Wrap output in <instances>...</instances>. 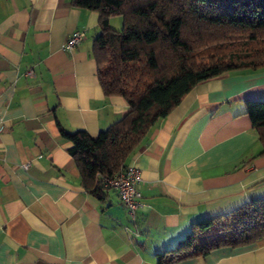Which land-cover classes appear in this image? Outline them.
I'll return each instance as SVG.
<instances>
[{"label": "crops", "instance_id": "obj_1", "mask_svg": "<svg viewBox=\"0 0 264 264\" xmlns=\"http://www.w3.org/2000/svg\"><path fill=\"white\" fill-rule=\"evenodd\" d=\"M78 30L88 38L66 50ZM99 33V13L71 0H0V264H157L194 222L264 198L245 113L264 100V68L200 82L152 128L127 160L142 178L134 215L113 189L86 192L58 124L97 136L129 111L100 85ZM176 264H264V238Z\"/></svg>", "mask_w": 264, "mask_h": 264}, {"label": "trees", "instance_id": "obj_2", "mask_svg": "<svg viewBox=\"0 0 264 264\" xmlns=\"http://www.w3.org/2000/svg\"><path fill=\"white\" fill-rule=\"evenodd\" d=\"M99 13L92 56L106 96L129 106L120 120L91 136L65 130L85 191L104 199V180L128 158L200 82L244 69L264 68V0H71ZM123 18L121 30L113 17ZM264 155V100L245 101ZM264 238V198L196 221L184 238L157 253V264L206 256L220 247H243Z\"/></svg>", "mask_w": 264, "mask_h": 264}, {"label": "built area", "instance_id": "obj_3", "mask_svg": "<svg viewBox=\"0 0 264 264\" xmlns=\"http://www.w3.org/2000/svg\"><path fill=\"white\" fill-rule=\"evenodd\" d=\"M87 38L86 31L78 30L69 37L65 44V49L73 51ZM31 73L33 72L30 71ZM141 181L139 170L135 167L127 166L121 169L116 176L106 178L104 185L115 190L125 208L130 214L134 215L144 207L143 195L139 189Z\"/></svg>", "mask_w": 264, "mask_h": 264}, {"label": "rangeland", "instance_id": "obj_4", "mask_svg": "<svg viewBox=\"0 0 264 264\" xmlns=\"http://www.w3.org/2000/svg\"><path fill=\"white\" fill-rule=\"evenodd\" d=\"M116 18H117V20H119L121 22V26H120V29H119V30H121L122 27H123V18L121 16H118ZM112 26L115 27V24L113 23Z\"/></svg>", "mask_w": 264, "mask_h": 264}]
</instances>
